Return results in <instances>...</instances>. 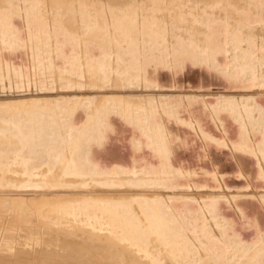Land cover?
<instances>
[{"label":"bare ground","instance_id":"bare-ground-1","mask_svg":"<svg viewBox=\"0 0 264 264\" xmlns=\"http://www.w3.org/2000/svg\"><path fill=\"white\" fill-rule=\"evenodd\" d=\"M10 29L24 45L9 41ZM0 42L6 45H0V91L97 92L0 102V264H181L183 258L253 264L264 255V194L254 192L264 190V113L254 106L264 107V93L98 94L131 84L246 87L248 81L237 84L233 78L244 69L257 72L264 86V0H0ZM70 48L78 53L67 74L35 71L41 57L44 67L61 69ZM250 51L257 52V66ZM162 68L172 70L170 78L165 72L158 76ZM11 96L24 95L0 99ZM53 120L54 132L44 143L40 122ZM63 120L67 128L75 125L69 141L63 138ZM57 136L65 144H57ZM88 141L87 154L82 148ZM43 143L42 159L32 161L34 147ZM216 147L231 154L227 158ZM56 155L59 164L52 169L49 161ZM40 161L48 166L32 178L33 167L42 163H32L29 171L27 165ZM110 162L116 176L149 165L158 175L135 178L137 185L129 186L126 177L102 182L99 172L95 178L84 173ZM226 170L230 174H221ZM241 176L254 196L224 190L232 186L229 178ZM144 183L190 192L166 197L137 188ZM203 189L211 193H196ZM162 200L170 201L179 219L170 218ZM247 235L260 241L249 253L239 239ZM219 248L233 256L212 252Z\"/></svg>","mask_w":264,"mask_h":264},{"label":"water","instance_id":"water-1","mask_svg":"<svg viewBox=\"0 0 264 264\" xmlns=\"http://www.w3.org/2000/svg\"><path fill=\"white\" fill-rule=\"evenodd\" d=\"M203 16L206 17L205 13H204ZM213 27H214V25H213ZM11 29L7 33V35L10 37L9 38V41L14 40L15 43H17L16 46L17 45H20V46L24 45L25 42L19 41L17 36H16V39L14 38V36H15L14 35V31H12V33H11ZM213 30H214V28H213ZM50 41L51 40L48 39V36H47L46 39H45V43L48 44ZM0 45L1 46H4V47L6 46V45L2 44L1 42H0ZM54 45L55 44L52 41V51H53V53H55L54 52ZM247 46H249V45L247 44ZM253 47L254 46L252 45L251 47L249 46V48H246V49L252 48V50H254L255 47L254 48ZM23 50H25V48H23ZM156 50H157V53H158L157 47H156ZM5 51H6V49H5ZM76 52L78 53V51L75 50L74 48H70L69 50H67V52L64 54V56H62V68L61 69H59L60 67L57 68V67H53V66H49L48 68L44 67L45 61L41 57L40 59H38V60L35 61V71H39L40 73H43L45 70L48 69L50 71H54V72H59L60 71L63 74H67V69L72 65L73 60L77 56V53ZM145 53H146V51H145ZM256 54H257V52H255V53L254 52H251V55L253 56L252 57L253 58V62L257 66L258 61H257V58H255L257 56ZM242 55H245V53L242 54ZM28 57H29V55H28ZM54 63H55V61H54ZM213 63H216V62L213 61ZM150 64H152V63H150ZM232 64H234V63H232ZM184 67L185 66H183L182 69L180 68L179 71L181 73H183ZM261 69H262L261 70L262 75H264V64L261 65ZM29 70L30 71H33L34 69H32L31 67H29ZM24 71H26V70H24ZM222 71L223 72H229V69L228 70L223 69ZM162 72L163 73L164 72L167 73L169 75V78H170V75H172L171 74L172 73V70L167 69V68H162V69L157 70V74H158L159 77H160V73H162ZM239 74H240L239 76L236 75V76L233 77L235 79L234 82L237 83V84H239V83H245L246 81H248V83H249L248 86H246V87L245 86L244 87H235V88L229 89V88L226 87V85H227V82H226L225 87H223L222 85H214L213 87H203V88H199L198 87L197 88V87L194 86V87H192L193 89L192 88L191 89L188 88V89H185V90L184 89H182V90H176L175 88L174 89H153V88L149 89V88L136 87L137 84H135V86L133 84H131L130 85V86H132L131 88H128L130 86H128L127 88L125 86V87L122 88L121 91H109V90H102V89H100L98 91V94H104V95L107 96V95H110V94L118 95V94H120L122 92L125 96H128V95L131 96V94H132L133 97H135L137 95L146 96L145 94L148 95L150 93V95H158V96L165 97V98L167 96H174V95H176V96L179 95L180 96L181 94H183L182 96H185V97L194 95V96H196L198 98H201V97L206 98V97H210V94L215 93V92H218L217 94L219 96H228V97H240L242 95L241 93H244V92H245L243 94L244 97H248L249 95L253 96L252 93L254 92V90L255 91H260V93H264V86H262V84H260V82H261L260 79L261 78H259L257 72L254 73V71H251V73H250L249 70L244 69ZM137 75L138 74H136V76L134 78V83L138 80V76ZM251 76H252V78H251ZM185 83L187 84L189 82L186 81ZM238 91L240 93H238ZM27 93H29V95H27ZM34 93H37V95L31 96ZM47 93H50V94L53 93V94L52 95H49ZM95 93H97L96 90L93 93H91V94H88L86 92H82L81 93L76 88H73L70 91H64L62 89H60V90L58 89L57 91L56 90H50V91H40L39 90L37 92L33 88H31V91L30 92L29 91H27V92L25 91L24 92L22 90L9 91V90L6 89V91H0V95L1 96H3L4 94H7L9 96L11 94H17V95L22 94L24 96H19V97L11 96V97H7L8 99L3 97V99H0V102H4V101H18V100H28V99H57V98H62V99L71 98L72 99V98H79L81 96L82 97L91 96L92 94H95ZM216 97H218V96H216ZM135 98H137V97H135ZM255 105H256L255 109L258 110L259 113H264V107H262V105L257 104V103H255L254 106ZM261 109H263V112L261 111ZM59 119L60 118H58V120ZM42 120H44V119H42ZM44 122H45V120H44ZM44 122H42V121L40 122V124L42 123V127H41L42 132H41V135H40V139L44 143H47V141H49V139H50L51 134L54 132V126H53V124L55 123V120H53V122L50 125L47 124V123H44ZM67 123H66V120H63L62 121V131L64 133V136H63L64 140H68L69 141L71 135L75 133V125H73V127L67 128ZM160 124L161 123H159V125ZM101 125L103 126L104 125V122H102ZM160 126L162 127V125H160ZM56 141H57V144L58 143L65 144L64 141H60V138L58 136L56 138ZM68 141H66V142H68ZM44 143L41 144V145H39V146H37V147H34V152L31 154V160L32 161L37 160L38 159V156H40V159H42V152L44 153V151H43ZM90 146H91V141H88L86 143V147L85 148H82V150L86 151V153L88 154L89 153V150H91L90 149ZM217 149H218V152H224L225 155L227 156V158L231 154L230 151L226 147L217 148ZM58 157H59V155H56L54 158H51V160L49 161V162H51V165H53V168L52 169H54V168H56L58 166V164H59V160H57ZM155 157H157V156H155ZM32 163H34V164H36V163H42L39 166L33 167V168H35V169H33L35 171H33V177L32 178H35L36 179V177L39 175L38 171L40 169L44 168L45 166H48V165L45 163V161L30 162L29 165H27V171L32 170L30 168V167L33 166ZM106 166H108V167H105V168H102V167H99V166H97L98 168H94L93 167V170L94 171H92V170L91 171H85L84 173L87 174L86 175L87 177L95 178L96 173L99 172L100 175L97 176V177H99L100 179H102V182L105 179L112 178L113 176H115V177H118V176L126 177V178H129L130 179V181L127 182V185H129V186H136L137 185V184H134L136 181H133V180H137L135 178H138V177H150L152 175L153 176L158 175L156 169H154L152 167V165L146 166L143 169H138L134 174H117L118 176L114 175L113 174V171L110 170V167L113 166L112 162H110ZM221 174H230V170L223 171V172H221ZM221 174H220V176H221ZM229 180L231 181L232 186H230L229 188L225 187L224 190L226 192H229L231 195H235V191L236 192H239L238 194H241L244 191H246L247 192V196H254L253 195V191L250 188H248V189H245L244 188V184L246 183V180H245L244 177H242V176L241 177H231V178H229ZM140 186L141 187H137V188H146L148 191H151V193L152 192H156V193L166 194V197H169V196L172 195V193H177L180 190H184V191L190 192V191H188L186 189H182L181 187H167V185H156V186H152V185H150V183H144V184H142ZM16 188H18V190H28V191L29 190L30 191L31 190H39V189H35V188H30V187L24 188L23 186H22V188L21 187L20 188L19 187H16ZM212 191H214V190H212ZM254 192L256 194H258V193L259 194H264V190H262L260 188H255ZM156 193H154V194H156ZM196 193H198L199 195H209L211 192L208 191V190H204L203 189V190L197 191ZM190 197H194V195L192 194V195H190ZM193 199H195V198H193ZM195 200L196 201H201V200H198V199H195ZM161 202H163L164 204H166L165 207H164L165 208V212L168 215H170V218H172V219L174 218L176 220L179 219L178 213H176L173 209H171L172 206L170 205V201H168V200L167 201L162 200ZM168 206L171 207V208H169ZM198 212L200 213V211H198ZM190 214H192L191 216H194V213H190ZM186 219L187 218H185L184 220H186ZM186 221H188V223L191 226L193 225L195 227H199L198 224H193L192 223V221H194V220L191 221V219H188ZM189 221H191V222H189ZM184 232L185 233H189L190 235H193V232L191 233L190 230H186ZM250 234H252V233H250ZM252 235L255 236V233H253ZM252 235H247L246 237H242V239L239 237V239L242 240L243 243H245V253H249L251 251H254V250L258 249V246L260 245V241H255V240L250 241ZM167 246H169V245H167ZM169 247H172V246L170 245ZM246 251H248V252H246ZM212 252H214L216 255L221 256L224 259L225 258L230 259L231 256H233V254H231V250H229L228 248H219V249H216V250H212ZM208 253L210 254V251H208ZM176 255L179 256L177 253H176ZM263 256H264L263 254H260L257 257V259L254 261L253 264H264V260L263 259L262 260L260 259ZM183 260H184V258H183ZM183 260L180 261L181 264H191L190 262H193V261H190V260H184V261ZM194 264H196V263H194Z\"/></svg>","mask_w":264,"mask_h":264}]
</instances>
